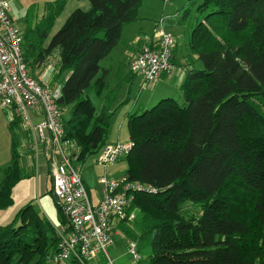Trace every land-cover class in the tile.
Masks as SVG:
<instances>
[{
  "label": "trees",
  "instance_id": "1",
  "mask_svg": "<svg viewBox=\"0 0 264 264\" xmlns=\"http://www.w3.org/2000/svg\"><path fill=\"white\" fill-rule=\"evenodd\" d=\"M89 1L90 10L76 9L46 43L68 0L49 2L23 42L30 72L56 54L51 84L62 86L65 138L80 146L79 167L107 146L110 110L97 113L90 95L107 88L111 69L101 62L144 2ZM197 10L204 18L191 33L196 57L186 68L182 100L164 98L128 115L125 178L146 189L133 194L138 218L118 230L137 243L136 264H264V0H204ZM18 148L15 136L11 164L0 168V214L32 175ZM187 204L198 211L185 215ZM59 215L66 223L61 208ZM57 240L30 202L0 226V264H49Z\"/></svg>",
  "mask_w": 264,
  "mask_h": 264
},
{
  "label": "built area",
  "instance_id": "2",
  "mask_svg": "<svg viewBox=\"0 0 264 264\" xmlns=\"http://www.w3.org/2000/svg\"><path fill=\"white\" fill-rule=\"evenodd\" d=\"M10 1L0 0V108L11 109L28 124L30 152L37 161L43 147H48L46 157L53 195L68 221V226L56 229V248L47 261L49 264H71L72 261L96 264L101 256L108 257L109 249L115 246L119 226L137 219L138 209L131 210L133 194L146 186L127 181L125 177L111 180L105 174L100 180L103 195L98 202L92 200L81 168L75 164L80 146L65 138V114L59 104L62 86L45 83L31 75L24 57V32L11 14ZM155 39V47L144 45L130 65L131 71L142 79L141 89L176 71L175 37L162 28L155 33ZM39 118L40 122L35 124ZM130 149L129 142L108 145L98 155L97 164L106 170ZM129 252L136 261L141 259L136 242L129 241Z\"/></svg>",
  "mask_w": 264,
  "mask_h": 264
},
{
  "label": "rangeland",
  "instance_id": "3",
  "mask_svg": "<svg viewBox=\"0 0 264 264\" xmlns=\"http://www.w3.org/2000/svg\"><path fill=\"white\" fill-rule=\"evenodd\" d=\"M21 1L24 5V8L21 10H19L18 7L12 5V3H10V6L16 17V24L25 33L29 27V22L33 23V27H36L37 24L41 22V19L47 14L46 7H48V3L54 2L56 0ZM78 1L79 0H68L63 10L56 17L46 43H49L51 38L65 24L68 17L77 9L76 4H80ZM83 1H85L84 3H88L90 6L89 0ZM192 2H194L193 5L191 4ZM203 2L204 0H144L143 5L139 10V12L143 15V19L139 24H136L128 32V34H135L134 32L139 30V32L144 33H142L140 36L138 35V37L150 41L155 35L156 31L163 28L168 33L176 36L177 47L175 46V62H178V73H181L183 70L182 65H188L195 61L196 55L194 54L191 47L190 38L192 30L197 25V22L199 20H203L204 18V14L199 13L197 10L198 6ZM34 4L35 15L33 18L28 19V12ZM119 47L122 46L120 45ZM117 51L118 52H114L119 54L117 57L114 56L115 54H112L113 56L111 58L104 59L101 62L103 67L110 68L112 62L111 59L114 58L115 60L113 68H110L111 71L107 78V88L102 93L92 92L90 95L96 105L97 113L101 111L102 107H109L111 121L109 126V134L107 137V146L113 145L109 144L108 140L117 138L120 133L123 136L124 142H128L130 140L127 114L129 112L139 111V106L146 101L145 97L147 92L152 90L151 85L145 89H141L142 83L140 84V81L142 82V79L134 75L132 76V73L127 66V58L125 57V54L122 53V50ZM48 65L50 64L47 61L41 67L36 66L34 69L31 68V72L37 77L35 71H43L42 67L48 70V68L52 66L50 65L48 67ZM197 67L202 68V64L199 63ZM41 74H43V72H40V75ZM169 81H172L171 83L175 85L177 78H170ZM175 94V99L182 100L180 99V96L182 95L181 89ZM162 98L164 97L156 99V101H154L152 105H149V107L151 108L157 105L162 100ZM135 106L136 108L133 110ZM143 109H145V107ZM39 122L40 120L36 121L35 124ZM15 131L18 133L17 128ZM18 137L21 139V136ZM1 140L3 143L5 142V137L3 135L0 136V141ZM18 150H21L20 146ZM4 157L5 155H0V160H3ZM43 165L44 162L39 161L38 170L40 169V172L42 168L44 170ZM80 168L86 187H89L88 190H90L93 200L97 202L98 199L103 195V186L100 182L101 178L105 176V174H107L108 178L111 180H120L124 178L127 172L128 163L126 161V157H122L118 160V162L110 165L105 170L104 167L97 164L96 158H91L87 160L86 163L80 164ZM39 174H32L31 177L22 180L14 188V204L4 210L2 214H0V226H6L12 223L20 210L30 202H34L36 210H38L43 217L49 219L52 225L60 224L57 202L51 193H49L51 186L49 185L48 191L45 192L43 183H40ZM38 177L39 179H37ZM196 210L198 211V208L191 204H187L183 208L182 212L189 216L196 212ZM64 221H66V223L63 225L68 226L67 218ZM118 232L119 236H117V242L115 239V246L109 249L108 257L101 256L96 264H136L138 260L136 261L133 255L129 252V240L127 241L126 238H124L125 236L121 229H119ZM102 257H104L106 261L101 262Z\"/></svg>",
  "mask_w": 264,
  "mask_h": 264
},
{
  "label": "crops",
  "instance_id": "4",
  "mask_svg": "<svg viewBox=\"0 0 264 264\" xmlns=\"http://www.w3.org/2000/svg\"><path fill=\"white\" fill-rule=\"evenodd\" d=\"M31 1H34V0H31ZM78 2H80V4L79 3L76 4L77 9L81 8V9H85L86 11H88L91 8V4L89 6V4L84 3L85 1H83V0H79ZM10 3H12V5H14L15 7H18L19 10L24 8V5L22 4L21 0H11ZM10 8H11V6H10ZM11 14L16 20L14 11L11 10ZM142 17H143V15L139 12L138 20L131 23L124 30L122 41L120 43V45L122 47H119L120 45L117 46L113 50V52L110 54V56L107 57V58H111L113 56L112 54H115L114 56L117 57L119 54H116L114 52H118L117 50H122V53H124L125 57L127 58V66H128V69L130 71H131L130 65H131L132 61L140 54L141 48L144 45H155L156 44L155 35L149 41V40L143 39L141 37H138V35L140 36L142 33H144V32H139V30L135 31L134 32L135 34H132V35L128 34V32L136 24L140 23V21L143 19ZM174 37L176 39V45H177V37L176 36H174ZM175 49L176 48H174V51H173V62H174V65L176 67L175 73L168 75V76H163L158 82L151 85L152 90L147 92V95L145 97L146 101L139 106L140 110L143 109L144 107L148 108L149 105H152V103L160 97H164V98L173 97V98H175L174 97L176 95L175 93L181 89V85H182L183 80L185 78L186 68L188 66H191L193 63L188 64V65H182V68H183V70L181 72L182 74L178 73L179 72L178 66H177L178 62H175L176 61L175 60V55H176ZM55 57H56V54L52 55V57L48 59L49 64L52 65V66L48 65V67L50 66L48 68V70H46V69H44V67H42L43 71H37V70H36L37 72L35 71V74L37 75V77L36 76L35 77L37 79H40L41 81H43L45 83H51L52 74L54 72L55 66L57 65V63H56L57 58H55ZM111 60H112V62H111L110 68H113L115 60H114V58H112ZM198 64L199 63H197L196 65H198ZM40 72H43V74L40 75ZM133 75L136 76L135 74L132 73V76ZM136 77H138V76H136ZM174 77L177 78L175 85L171 83L172 81H169L170 78H174ZM141 83L142 82L140 81V84ZM181 97H182V95L180 96V99H181ZM164 98H162V99H164ZM135 108H136V106L133 108V110H135ZM129 113L127 115H129ZM17 118L18 117L15 115V113L11 109L0 108V136L3 135L5 137L4 143L2 140L0 141V155H2V154L5 155L4 159L0 160V168L4 169L3 167H8L11 164V159H12L11 153H12V147H13V140L16 136L18 139V146L21 147V150H19V152L22 156L21 163L24 166H26L28 168V171H30L32 174H34V173L39 174L40 173L39 174L40 183H43L45 192L48 191V187L50 185L51 189H50L49 193H51V195L54 198L53 181H52L51 176H50L49 161L47 160V157H46V155L48 154V147L47 146L43 147L40 158L37 161L34 153L30 152L31 133H30V130L28 129V124L24 123L23 121H21V123L19 125L14 124V122L17 121ZM38 120H41V119L39 118ZM16 128L18 129V133H16V131H15ZM18 136H21V139H19ZM108 142H109V144H117L119 142L127 143V141L124 142L123 136L121 133L119 134V136L117 138H114L112 140H108ZM22 159L24 162L22 161ZM39 161L44 162V165H43L44 170L42 168L41 172H40V169L38 170L37 166H36L37 164H39ZM39 177L37 179H39ZM88 189H89V187H88ZM88 191L90 193V190H88ZM90 195H91L92 200H93V196L91 193H90ZM100 199L101 198H99L98 200H100ZM57 206H58V210H59L60 207L58 204H57ZM2 212H1V214H2ZM58 213H59V211H58ZM59 223H60L59 225H53L55 231L57 228H60L64 224L61 222V220ZM118 233L119 232H117V234L115 236L116 242H117V236H119Z\"/></svg>",
  "mask_w": 264,
  "mask_h": 264
}]
</instances>
